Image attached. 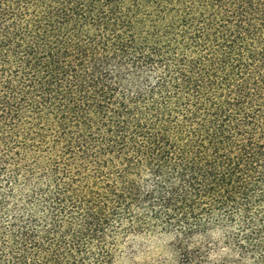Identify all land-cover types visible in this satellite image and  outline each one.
<instances>
[{"label": "trees", "instance_id": "obj_1", "mask_svg": "<svg viewBox=\"0 0 264 264\" xmlns=\"http://www.w3.org/2000/svg\"><path fill=\"white\" fill-rule=\"evenodd\" d=\"M264 264V0H0V264Z\"/></svg>", "mask_w": 264, "mask_h": 264}, {"label": "rangeland", "instance_id": "obj_2", "mask_svg": "<svg viewBox=\"0 0 264 264\" xmlns=\"http://www.w3.org/2000/svg\"><path fill=\"white\" fill-rule=\"evenodd\" d=\"M168 234H151L133 242L126 248L117 264H178Z\"/></svg>", "mask_w": 264, "mask_h": 264}]
</instances>
